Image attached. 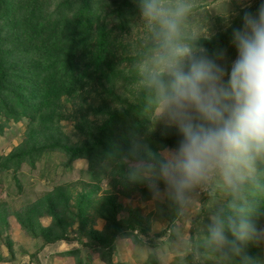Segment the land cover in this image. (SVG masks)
<instances>
[{"label": "trees", "instance_id": "obj_1", "mask_svg": "<svg viewBox=\"0 0 264 264\" xmlns=\"http://www.w3.org/2000/svg\"><path fill=\"white\" fill-rule=\"evenodd\" d=\"M141 1L0 0V136L11 124L23 119L28 135L9 155L0 156V176L22 165L33 166L48 151L66 154L70 164L77 159L86 160L89 167L86 174L99 180L105 171L115 188L118 186L126 196L136 190L127 177V159L143 160L150 167L151 175L159 173L164 161L158 149L176 148L179 137L173 126L164 127V134L151 135L158 98L148 78H141L132 71L135 63L144 60V51L132 46L134 52L119 53L124 45L118 31H125L124 21L134 14ZM255 9L252 7L249 11ZM231 31L204 46L209 55L222 52L224 57L230 53ZM151 48V45L146 46V50ZM118 82L125 85V96L116 95L113 88ZM84 88L94 91L98 97L86 105L87 111L80 114L81 119L75 124L81 141L73 144L65 138L62 143L58 137L62 135L60 119L63 116L57 115L58 103L63 96L73 97ZM88 115L96 117L94 128L86 125ZM54 191L56 199L65 198L63 210L57 209L54 200L37 201L38 205L22 212L25 218L19 221L30 237H43L45 244L65 240L68 221L72 223L82 218L90 206L95 207L96 217L101 215L96 193H82L71 210L68 187L59 185ZM224 194L223 210L216 216L227 220L243 215L257 227L264 216V159L257 161L251 179L236 191L226 188ZM166 202L168 208L162 204V210L167 209V221L172 226L179 218L181 207L177 202ZM43 214L52 220L48 228L39 224ZM109 214H102L109 220L108 229L115 215ZM114 225L109 233L102 234L99 244L89 245L100 252L105 264H112L114 242L122 235L117 228L119 224ZM208 236H203L202 240L216 249V260L225 263L231 259L233 264H239L211 244ZM256 243L257 240L249 242L245 253L259 264Z\"/></svg>", "mask_w": 264, "mask_h": 264}, {"label": "rangeland", "instance_id": "obj_2", "mask_svg": "<svg viewBox=\"0 0 264 264\" xmlns=\"http://www.w3.org/2000/svg\"><path fill=\"white\" fill-rule=\"evenodd\" d=\"M165 2L172 4L175 0ZM141 3L134 14L124 21L127 26L125 31H118L124 45L119 53L134 52L132 46L141 47L145 58L135 63L132 71L141 78H148L146 69L155 55L157 41L152 26L140 14ZM187 3L190 10L182 21L180 39L194 50L204 48L214 38L240 26L239 16L234 14L241 8L240 0H187ZM243 5L248 10L252 7L255 9L258 0H243ZM148 45L152 48L146 50ZM225 55L220 62L228 68L235 59L234 48ZM124 88L125 85L118 82L113 89L116 95L125 96ZM79 92L73 97L63 96L58 103L57 115L63 116L60 119L62 135L58 137L62 143L65 138L73 144L81 141L75 124L81 119L80 114L87 111L86 105L98 97L88 88ZM152 117L154 127L151 135L156 132L164 134V127L171 126L159 104ZM87 121L89 128H94L97 122L94 115H88ZM26 126L23 119L4 130V135L0 136V156L6 157L23 142L28 136ZM174 150L168 147L158 149L164 163ZM70 162L66 154L48 151L33 166L22 165L18 170L0 176V264H79L80 260L82 264H105L100 252L89 245L99 244L102 234L105 231L109 233L116 227V222L122 235L114 242L112 264H233L231 259L225 260V263L216 260V249L207 240H202L203 236L206 238L208 235L212 217L223 210L226 187L221 183L209 181L188 192L184 200L177 201L169 194L166 185L148 172L150 167L143 160L127 159V177L133 185L131 187L136 190L126 196L118 186L115 188L111 179L105 176V171L102 178L94 180L86 174L89 172L86 160ZM106 170L108 172L109 169ZM59 185L69 189L68 204L71 210L82 193H96L95 200H98L101 215L96 217L95 207L90 206L83 212L82 218L72 223L68 221L65 240L45 244L43 237H30L19 221L25 218L22 212H28L38 205L35 204L37 201L44 203L47 199L54 200L57 209L63 210L65 198L56 199L54 191ZM166 201L177 202L181 207L179 218L172 226L167 221V209L162 210V204L168 208ZM102 214L113 215L109 229V220H105ZM260 220L256 227L258 231L264 229V216ZM51 223L52 220L44 214L39 218V224L44 228ZM255 246L260 255L259 264H264V236L257 239ZM75 251H79V254H73Z\"/></svg>", "mask_w": 264, "mask_h": 264}, {"label": "clouds", "instance_id": "obj_3", "mask_svg": "<svg viewBox=\"0 0 264 264\" xmlns=\"http://www.w3.org/2000/svg\"><path fill=\"white\" fill-rule=\"evenodd\" d=\"M240 2L234 13L240 27L231 31L235 59L228 68L220 62L222 52L209 55L181 41V24L190 10L187 0H142L140 5L157 41L146 69L148 83L179 137L154 178L177 201L212 180L236 191L264 159V0H258L254 12ZM208 234L226 256L256 264L245 246L264 236V229L258 231L247 217L213 216Z\"/></svg>", "mask_w": 264, "mask_h": 264}]
</instances>
